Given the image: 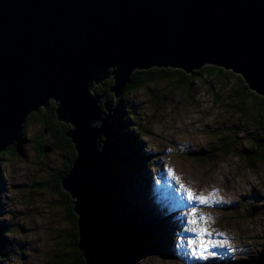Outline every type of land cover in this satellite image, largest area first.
I'll return each mask as SVG.
<instances>
[{
	"label": "water",
	"instance_id": "obj_1",
	"mask_svg": "<svg viewBox=\"0 0 264 264\" xmlns=\"http://www.w3.org/2000/svg\"><path fill=\"white\" fill-rule=\"evenodd\" d=\"M206 66L264 97V0H0V154L34 112L56 104L77 155L59 189L73 201L86 264L108 259L115 244L117 109L94 88L112 79L118 100L135 71Z\"/></svg>",
	"mask_w": 264,
	"mask_h": 264
},
{
	"label": "rangeland",
	"instance_id": "obj_2",
	"mask_svg": "<svg viewBox=\"0 0 264 264\" xmlns=\"http://www.w3.org/2000/svg\"><path fill=\"white\" fill-rule=\"evenodd\" d=\"M230 74L238 75L227 73L230 82H236L237 78ZM214 78L207 84L194 82L193 100L168 88L172 82H164L150 84L143 91H133L121 102L112 101L115 109L120 104V108H134L137 114L133 123L129 115L123 117L125 133L115 138L114 144L122 147L118 154L131 155L121 163L122 169L128 171L129 165L132 167L135 159L131 158L132 155H142L143 158L140 167L134 169L133 182L129 186H121L124 179L114 185L115 194L120 192L118 208L122 211L121 217L130 218L131 222L127 224L131 231L135 234L144 232L140 238L144 234L151 237V240L147 237L141 239L144 245L151 248V244H158L156 251L135 260L134 264H237L264 256V163H255L254 169L249 167L250 160L243 152L252 150V138L245 134L238 137L240 145L238 143L235 151L239 155L225 156L218 149L219 141L213 140V134H220L222 125L227 126L226 130L237 125L239 116L230 119L228 116L236 109L222 101L215 103V92L210 87L214 85L221 94L225 92L228 80ZM102 84L95 88L103 91ZM95 88L92 93L101 97L104 106L110 99L97 94ZM46 109L49 110L50 106ZM248 115H244L241 126L250 131L253 116L246 117ZM114 120L118 129L117 117ZM42 122H32L25 127L21 137L24 143L19 151L1 157L0 264H54L52 260H56L57 249L61 248L59 237L66 235L68 228L73 245V226L70 227L68 221L70 205L59 192L62 191L59 189L61 183L56 185V177L65 171L66 154L59 146L58 137L43 127ZM136 122L143 127L142 136L135 135ZM137 142L138 148L135 149L132 144ZM42 144L46 153L39 152ZM211 150H215L214 162L207 156L200 157ZM261 152L264 154L263 148ZM168 168L173 169L180 177V183L196 195L208 196L216 190L218 197L214 201L218 199L219 202L189 204L179 184L168 176ZM109 169L110 160L108 172ZM111 192L110 188L108 214L113 199ZM124 203L126 208L121 205ZM193 208L198 214L211 218L207 227L213 233L224 234H214L207 239L228 242L224 247L210 249L217 253L215 258L197 260L190 254L187 241L195 239V233L190 230L192 225L186 224L182 218L189 221ZM130 236L132 243L137 241L136 237Z\"/></svg>",
	"mask_w": 264,
	"mask_h": 264
},
{
	"label": "trees",
	"instance_id": "obj_3",
	"mask_svg": "<svg viewBox=\"0 0 264 264\" xmlns=\"http://www.w3.org/2000/svg\"><path fill=\"white\" fill-rule=\"evenodd\" d=\"M226 70L216 68L213 66H206L200 71L194 72L192 75L187 74L186 72H183L181 70H172V69H152L148 71H135L130 78L129 84L127 85V88L123 95L121 96V99L117 100L115 98V95L112 93L111 88L114 85V80H106L103 85V91H99L98 87L95 88L97 94L100 93V95L105 96V99H110L109 101H113L115 99L116 101L121 102L122 99H125L131 92L135 91H143L148 85L150 84H161V83H171L168 88L171 87L174 91L181 92L182 96H187L190 98V100H193L195 97L193 95V84L194 82H199L202 84H207V81L211 78H218L222 80H228L227 86H225L224 91L221 94H219L215 90V86L212 85L210 87L211 91H214V101L215 103H220L221 101L227 105H230L231 108H235V113L229 115L228 117L234 118V116H239V123L237 125H232L229 130H226L227 126L222 125L219 129L220 134L216 136V133H214V141L218 140L219 145L218 149L221 150L220 152H224L225 156H230L231 154L239 155L238 152L235 151V148L238 145V137L239 135L245 134V136L252 138L251 147L252 150H248L246 153L243 152V154L248 156L247 160H250V168L255 167V163L262 164L264 163V154L261 152V149H264V97L260 96L257 92L252 91L247 83L243 80V78L239 76H233L232 78H237L236 82L231 83V79L227 76ZM227 76V77H226ZM215 79V78H214ZM104 93V94H103ZM95 94V93H94ZM120 105V104H119ZM117 108V135L116 139L119 137L120 134H124L122 121L123 117L125 115H129L130 122H134L136 120V113L134 108H128V107H119ZM50 106V109L47 110L46 108ZM47 107H43L45 109H40L38 112H34L27 120L25 126H23L22 134L20 136V140L15 143L14 146H12L7 151L0 154V161L1 157H4L9 154V152H17L19 151L21 145L24 143L23 138V131L24 128L29 126L32 122H40L43 121V127L46 126L50 131H52V134L56 135L59 140V146L63 150V152L66 154L67 160H65V171L58 177H56V185H60L62 178L68 174L73 166V162L75 161L77 155L76 151L74 149L72 140L67 137V133L72 129V126L70 124H66L64 122H60L57 118L56 114V104L50 102V104ZM248 106L247 108H245ZM121 109V110H120ZM133 109V111H132ZM49 111V112H48ZM128 112V114H127ZM222 112V110H221ZM223 113V112H222ZM250 114L246 117L251 118L253 116V123L252 129L249 131L247 130L246 126L243 128L241 125L244 123V115ZM224 115V113H223ZM227 116V115H225ZM119 119V120H118ZM246 125V124H245ZM135 128V135L142 136V132L144 133L143 127H141V123L136 122ZM131 127L129 129L134 128ZM122 127V129L120 128ZM127 129V128H126ZM123 130V131H122ZM46 135V133L44 132ZM125 136V135H121ZM125 137H128L126 135ZM115 139V140H116ZM241 139V138H240ZM132 140V139H131ZM243 140L241 139L240 142ZM115 142V141H114ZM131 143H133L131 141ZM137 144H132V147L134 146L135 149H137ZM240 145V143H239ZM131 147V146H130ZM129 147V148H130ZM45 145L42 144L40 146L39 152L43 153L45 151ZM120 149L122 150V147H118V145H113V153L112 157L110 159V169H109V184L110 188L112 189L111 192V199L110 205L111 210L109 211V219L110 222L113 225L114 230V252L113 254L106 260L102 261L100 264H134L135 260H138L141 257H144L146 254L156 251V247L158 244H151V248L149 246L144 245V242L141 241L142 238H149L151 240V237L148 235H143L142 238H140V234L144 232H137L136 234L131 231V226H128V221L130 218H124L121 217L122 211L118 208L119 205V198L120 192L115 194V187L122 179H124V182L121 181V186L124 185L129 186L131 182H133V177L131 178V175L134 172V169L136 167H140V155H132L131 158L136 157L132 163V167L129 165L128 171H126L124 168L122 169V164L124 160L130 159V154H127V156L119 155ZM215 150L211 151H205L200 155V157L207 156L212 159V162H214V156L213 152ZM46 153V152H44ZM128 153V151H127ZM204 155V156H203ZM123 157V158H121ZM199 157V156H198ZM204 159V158H203ZM210 159V160H211ZM259 161H257V160ZM127 175V178L125 177ZM125 183V184H124ZM66 199L69 201V194H67L65 191H59ZM124 192V191H123ZM123 194V193H122ZM71 205L73 204V201L71 200ZM124 208H126L125 203L121 204ZM72 208L73 206H70L69 211V224L70 227H72V236H74L73 245H71V230L70 228L67 229L66 235H62L59 237L60 239V246L58 247L57 251L59 253L58 256H56V260H52V263L54 264H86L85 259L83 258L82 252L78 249V243H79V229H78V218L76 215L72 214ZM74 212V211H73ZM133 217V216H132ZM131 222V221H129ZM130 232V234H129ZM64 234V231L61 232ZM154 233V231H153ZM133 235L134 238L136 237L137 241H133V238L130 236ZM69 248V249H68ZM134 260V262H133ZM209 264V263H206ZM237 264H264V256L254 258L252 260H245L240 261Z\"/></svg>",
	"mask_w": 264,
	"mask_h": 264
},
{
	"label": "snow or ice",
	"instance_id": "obj_4",
	"mask_svg": "<svg viewBox=\"0 0 264 264\" xmlns=\"http://www.w3.org/2000/svg\"><path fill=\"white\" fill-rule=\"evenodd\" d=\"M167 174L173 180L179 184L180 190L185 193L186 199L189 204L199 203L202 205H211L213 202H219L218 199L214 201V198L218 197V192L213 190L208 196L196 195L190 188H187L183 183H180V177H178L174 170L171 168L167 169ZM191 219L188 221L191 227V232L195 233V239H189L187 246L191 250L190 254L197 260H209L217 256L216 252L210 251V249L221 248L227 245V240L215 241L207 239L208 237L216 235L223 236V233H213L208 227L207 223L211 220L210 217L198 214L196 208L192 209ZM231 251V248L228 249Z\"/></svg>",
	"mask_w": 264,
	"mask_h": 264
},
{
	"label": "bare ground",
	"instance_id": "obj_5",
	"mask_svg": "<svg viewBox=\"0 0 264 264\" xmlns=\"http://www.w3.org/2000/svg\"><path fill=\"white\" fill-rule=\"evenodd\" d=\"M136 158V157H135ZM170 199V198H169ZM182 217H183V213H182ZM182 220L187 224L188 223V219H185L184 217L182 218Z\"/></svg>",
	"mask_w": 264,
	"mask_h": 264
},
{
	"label": "clouds",
	"instance_id": "obj_6",
	"mask_svg": "<svg viewBox=\"0 0 264 264\" xmlns=\"http://www.w3.org/2000/svg\"><path fill=\"white\" fill-rule=\"evenodd\" d=\"M140 159H141V161H140V163L142 162V160H143V158H142V155H140Z\"/></svg>",
	"mask_w": 264,
	"mask_h": 264
}]
</instances>
